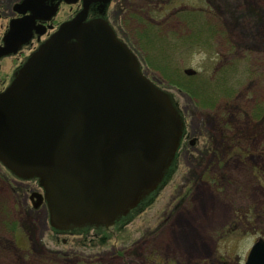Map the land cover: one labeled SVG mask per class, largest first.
Returning a JSON list of instances; mask_svg holds the SVG:
<instances>
[{"label": "rangeland", "instance_id": "374dc122", "mask_svg": "<svg viewBox=\"0 0 264 264\" xmlns=\"http://www.w3.org/2000/svg\"><path fill=\"white\" fill-rule=\"evenodd\" d=\"M14 1L0 0L1 16L9 14ZM143 5L152 13L144 14ZM180 7L208 9L216 27L212 47H178L172 59L185 78L192 76L184 70H194L199 85L223 82L211 105L195 104L141 58L145 53L136 32L153 20L164 33L184 34L173 15ZM74 9L59 7L56 22ZM107 9L104 20L128 43L141 72L169 105L178 144L150 198H139L124 220L108 223L98 247L80 243L83 232L77 225L74 236L67 237L63 224L47 222L39 174H16L0 160V264H244L251 245L264 239V161L259 156L264 155V0H111ZM11 65L7 57L0 59V78L7 77ZM183 134L187 140L180 141ZM212 152L223 158L213 160ZM163 218L164 225L153 230ZM62 238H70L72 248L61 246ZM56 249L69 251L71 260L48 252ZM91 250L99 256H91Z\"/></svg>", "mask_w": 264, "mask_h": 264}, {"label": "water", "instance_id": "95a60500", "mask_svg": "<svg viewBox=\"0 0 264 264\" xmlns=\"http://www.w3.org/2000/svg\"><path fill=\"white\" fill-rule=\"evenodd\" d=\"M89 1L0 93V159L16 174L41 176L51 223L65 226L125 214L158 181L180 136L131 52L104 21L83 22ZM29 28L14 20L0 56ZM245 264H264L262 238Z\"/></svg>", "mask_w": 264, "mask_h": 264}, {"label": "flooded vegetation", "instance_id": "af4514ba", "mask_svg": "<svg viewBox=\"0 0 264 264\" xmlns=\"http://www.w3.org/2000/svg\"><path fill=\"white\" fill-rule=\"evenodd\" d=\"M85 1L86 0H15L12 3L9 14L5 15L6 17L1 16V13H0V18L4 17L2 19L5 20V22L3 23L1 27V32H0V47H5L7 45L6 39L8 38V34L11 28V23L14 20H21V22L26 21L30 23V28L26 31L25 35L15 36V39H16V45H15L16 47L14 46L15 50L11 49L12 51L0 57V59L3 57H7L9 60V63L12 64L10 67L9 73L7 74V77H9L8 83L5 85V81L7 77L0 78V93L4 92L8 88L11 81L15 78L18 71L27 61L29 56L33 54L35 51H37L39 47L58 30L59 26L62 23L72 20L79 12L83 10L84 8L83 5ZM17 2H20V3L15 6V3ZM108 4H109V1L107 2L105 0H90L88 4L86 5L87 13H86V16L83 22L107 19L106 16H107V11H108L107 9ZM63 5L68 6L69 9H72L73 7L75 9L72 15H70L68 18L62 21L56 22V14L59 10V7ZM114 35L119 41H122L125 45L129 47L128 43L123 38H121L117 32H114ZM21 38L26 39L25 42L21 43L22 41ZM13 42H15V40ZM12 43H10V45H12ZM25 49H27V52L25 51ZM16 60L18 61L14 62ZM200 99L202 100V98L199 97L198 95L194 98L196 102H199ZM182 136L183 137L180 141H182L183 139L187 140L186 138L188 136L185 137L184 134ZM188 141L189 143H194V138L190 137ZM242 156L244 157V155ZM250 156L251 155H249V157ZM259 156H260V161L263 162L264 155L261 153ZM211 158L216 161V160L222 159L223 157L221 154H218L217 152H212ZM150 194L152 193L147 194L146 197L150 198L148 197L150 196ZM147 198L144 197L145 202H147ZM37 203H39V200L32 202V205L34 206ZM130 212L131 211H129V213ZM129 213L125 216H122L121 219L117 221V223L120 222L121 220H124L129 215ZM166 219L167 218L165 219L163 218L161 221L159 220L153 230L156 231L157 229L161 228L164 225ZM69 226H70L69 229L64 230L62 232L66 231L67 237L68 236L73 237L74 236L73 230H75V228L72 225H69ZM104 229L105 228L102 225H92V226L82 225L80 226V228H77V230H80L81 232H83V234L79 238L80 243L84 246H86V244H89V246H92V247H98L99 245H102ZM153 230H152V233H153ZM54 231H58V230H54ZM113 238L117 239L116 233H115V237L113 236ZM69 239L70 238H62L61 242H63V244L61 246H68V248H72L70 244H68V243H71V240ZM76 239L78 240V238ZM150 239L151 238H149L148 240L150 241ZM91 251H92V253H90L91 256L93 257L99 256V253L97 251H94V250H91ZM48 252H50L51 255H53L54 257L63 256L64 259L71 260L69 251L66 252L65 250L62 251V250L56 249V250H48ZM38 253H42V251L38 250ZM78 259L80 260L79 257Z\"/></svg>", "mask_w": 264, "mask_h": 264}, {"label": "trees", "instance_id": "16d2710c", "mask_svg": "<svg viewBox=\"0 0 264 264\" xmlns=\"http://www.w3.org/2000/svg\"><path fill=\"white\" fill-rule=\"evenodd\" d=\"M142 8L144 14L152 13L148 5H143ZM206 11L208 12V9L200 7H180L174 10V17L183 27L182 35L164 33L162 24L149 20L136 32L135 39L137 43L141 40V47L145 53L141 58L149 69L160 70L166 82L177 86L191 98L198 95L202 98L199 101L202 105H211L213 94L221 91L223 82L199 85L197 76L185 78L178 70V64L172 60L174 52L179 51L176 49L178 47L187 48L195 45L212 47L217 31L215 25L210 24ZM223 74L226 75V71Z\"/></svg>", "mask_w": 264, "mask_h": 264}]
</instances>
